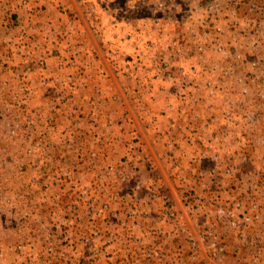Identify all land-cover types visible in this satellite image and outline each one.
Listing matches in <instances>:
<instances>
[{
  "label": "rangeland",
  "instance_id": "obj_1",
  "mask_svg": "<svg viewBox=\"0 0 264 264\" xmlns=\"http://www.w3.org/2000/svg\"><path fill=\"white\" fill-rule=\"evenodd\" d=\"M0 264H264V0H0Z\"/></svg>",
  "mask_w": 264,
  "mask_h": 264
},
{
  "label": "built area",
  "instance_id": "obj_2",
  "mask_svg": "<svg viewBox=\"0 0 264 264\" xmlns=\"http://www.w3.org/2000/svg\"><path fill=\"white\" fill-rule=\"evenodd\" d=\"M43 29L46 31V33L47 34H49L48 32H50V34H52V35H54V36H56V29H51V28H49L48 26H45V27H43ZM75 29V23H74V20L73 19H71V18H69L68 20H67V29H66V32H68V33H72V31ZM49 45H52V46H54L55 47V43H54V38L53 39H50V41H49V43H48ZM48 46V45H47ZM78 46H80V48H82L83 47V43H79V45ZM49 47V46H48ZM50 48V47H49ZM29 55V54H28ZM56 55H57V58H58V66L60 67V50H57V52H56ZM40 62H43L42 61V59L40 60ZM46 67H47V65H46ZM58 78V77H57ZM42 81V83H44V84H46L45 83V79H42L41 80ZM30 82H33V80H30ZM29 90H31V89H29ZM29 92V91H28ZM157 135H158V137L159 136H161V133H157ZM192 140L193 139H189V141L190 142H192ZM162 142L163 140H159V142ZM172 142V141H171ZM168 146V145H167ZM166 148V147H165ZM147 148H146V145L144 144V142H143V140L141 139V136H140V134L138 133V132H133L132 133V135H131V137H130V139H129V141H128V143H127V151L125 152V154H124V158H125V163H126V166H130V167H135V168H140L142 165H146V166H149L150 165V163H151V165H152V159H151V157H150V155H149V153H148V151L146 150ZM169 149H173L172 148V145H170L169 146ZM204 152H201L200 153V156H197V158H195V160H199L200 158H203V156H204ZM124 171L122 170V172H121V177L123 178V179H125V177H126V173L124 172ZM152 175V174H151ZM150 175V176H151ZM139 177L140 178H142L143 176H142V174H139ZM148 177V176H147ZM140 178H139V180H140ZM152 181V183H155L154 182V179H152L151 180ZM145 182H147L148 183V178H145L144 179V183ZM149 185H152V191H157V190H159L158 189V186L156 185V184H151L150 182H149ZM136 186H138L137 184H136ZM187 198V196H185V199ZM220 210H222V212H223V214L225 215V216H233V214H234V211H233V208H225V207H219V209H218V212L220 211ZM164 216H165V219H167V220H169V222H171V224H175V225H177L176 224V222H175V219H176V214H175V210L174 209H172V208H168V209H166V211H165V213H164ZM231 222L233 223V224H235V220L234 219H232L231 220ZM182 229L183 230H185L184 228H183V226H182ZM188 232H190V231H188ZM188 237H189V242H190V244L192 245V246H194L195 244H196V242H195V239H194V237L192 236V235H188ZM212 244V243H211ZM146 254H147V256H149V257H151V256H153V253L151 252V250H148L147 252H146Z\"/></svg>",
  "mask_w": 264,
  "mask_h": 264
},
{
  "label": "crops",
  "instance_id": "obj_3",
  "mask_svg": "<svg viewBox=\"0 0 264 264\" xmlns=\"http://www.w3.org/2000/svg\"><path fill=\"white\" fill-rule=\"evenodd\" d=\"M159 101V100H158ZM147 115V114H146ZM166 114L164 113H162V112H157L156 113V115L154 116V118L152 117L151 119H155L156 118V120H153L152 122H151V126L153 125V127L154 128H156V124L158 123V121L161 119V117H163V116H165ZM163 119H165V117H163ZM171 123V121L169 122V124ZM155 125V126H154ZM169 127V126H168ZM164 128H167V125L164 127ZM144 134V135H143ZM141 135L144 137V140L146 139L147 141H144V142H147V143H145L146 144V146H148V148L150 147L149 145H148V141H149V138H148V136L150 135V133H149V129L147 128V130H146V132H142L141 133ZM149 150H150V148H149Z\"/></svg>",
  "mask_w": 264,
  "mask_h": 264
}]
</instances>
